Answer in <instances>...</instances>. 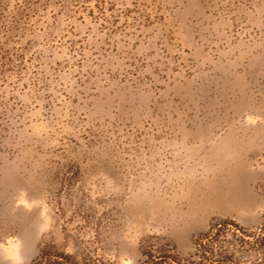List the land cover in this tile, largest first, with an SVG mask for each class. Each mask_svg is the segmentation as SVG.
Here are the masks:
<instances>
[{
  "label": "rangeland",
  "instance_id": "rangeland-1",
  "mask_svg": "<svg viewBox=\"0 0 264 264\" xmlns=\"http://www.w3.org/2000/svg\"><path fill=\"white\" fill-rule=\"evenodd\" d=\"M0 264H264V0H0Z\"/></svg>",
  "mask_w": 264,
  "mask_h": 264
}]
</instances>
